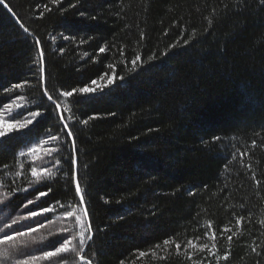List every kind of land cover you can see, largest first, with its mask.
I'll return each instance as SVG.
<instances>
[{"label":"trees","instance_id":"trees-1","mask_svg":"<svg viewBox=\"0 0 264 264\" xmlns=\"http://www.w3.org/2000/svg\"><path fill=\"white\" fill-rule=\"evenodd\" d=\"M5 3L17 19L0 4V89L26 82L22 103L41 111L29 125L35 135L57 133L62 123L69 124L77 147L76 179L92 224L85 255L93 264H264V0ZM102 46L106 51L98 53ZM40 49L42 84L34 63ZM153 54L155 59L148 60ZM136 55L142 66L140 61L132 66ZM103 72L123 80L107 85L105 76V87L94 95L74 92L61 98V121L44 88L89 86ZM18 94L17 89L0 92V99ZM87 117L93 118L85 125ZM217 136L221 139L213 140ZM2 139L8 143L0 163L8 168L0 169V208L7 209L0 214V233L19 227V221L11 228L6 224L45 200L69 202L79 210L73 173L63 159V171L47 197L36 200L34 193L43 185L29 186L24 179L27 161L48 159L44 150L51 140L20 156L23 141ZM61 139H66L63 133ZM234 149L247 154L242 160L237 155L224 169ZM241 215L240 225L232 223ZM209 221L217 230L215 255L186 248V240L203 236ZM63 223L64 218L56 219L17 241L35 238L24 251L43 248L65 235L58 231ZM226 223L232 227L231 244L229 233H219ZM170 237L181 243L179 253L175 243L163 244ZM255 245L261 246L260 256L252 252ZM229 248L228 260L222 259ZM141 251L147 255L141 257Z\"/></svg>","mask_w":264,"mask_h":264},{"label":"snow or ice","instance_id":"snow-or-ice-1","mask_svg":"<svg viewBox=\"0 0 264 264\" xmlns=\"http://www.w3.org/2000/svg\"><path fill=\"white\" fill-rule=\"evenodd\" d=\"M51 3L59 4L60 0H51ZM0 4H3L6 8L8 7L5 0H0ZM9 11H12V9L9 8ZM48 11H51V9H48ZM21 27H23V25H21ZM24 32L28 33L29 29L24 27ZM64 38L69 39L70 37ZM39 43L40 41L37 39L36 44L39 45ZM81 43H83V41H81ZM174 46L175 45H172V47ZM105 51L106 47L104 46L98 49V53H104ZM60 52L61 54L63 53V48L60 49ZM164 54L166 55L167 53L165 52ZM147 59H155V55L153 54ZM138 61L141 62V66L143 65L141 57L136 55L131 59L132 66L135 67ZM34 63L38 65L36 70L37 82L42 84L45 72L43 49L39 50L38 58L34 61ZM125 63H127V61ZM107 67L114 69L115 66L113 64H108ZM105 76H109V74L107 72H103L98 78L92 79L89 82V86H83L71 90L57 91L53 89L50 91L49 89L44 88L43 95L51 102L54 106L53 111H55L56 109L61 108V98L72 97L74 92L89 94L91 96L95 94L97 88L102 90L103 87H105V84L101 83V81ZM117 78L123 80V76L117 77L115 72H113V74L107 79L106 84L112 85ZM25 83L26 82H17L12 84L10 88L0 89V92H10L12 89L19 90L18 95H13L7 100L0 99V152L3 151L5 144L8 143V141L2 139L4 137H9L10 140L24 142V149L18 153L20 156L25 155V152L35 153L44 140H51L52 143L48 144L44 150V155H46L48 159L42 158L39 163H36L33 160L27 161L29 168L27 174L24 176V179L28 181L29 186L43 185V188L38 190V194L34 193V198L36 200H39L40 197H47L49 192H51L54 187L52 182L55 181L57 175L63 171L61 166V160L63 159V161L68 164L69 170L73 173L71 178L75 180L74 191L79 197L77 205L80 207L79 210H77V207H73L71 203H61L59 200L53 198L51 200H45L37 204L35 207L30 208L27 215H17L16 218L12 219L11 223L6 224V226L11 228L12 225L17 224L18 221L20 222V226L13 228L12 231L0 233V245L4 246L0 248V264H37L38 261H47L48 264H93V260L85 255V249L88 247V242L92 240V224L89 219L88 208L83 206L86 204V194L82 190L81 180L76 179L75 170L78 161L76 155V141L73 132L69 129V124L65 122L62 123L60 132H49L46 136L35 135L36 128H29V125H33L34 118L39 117L41 115V111L36 110L31 104L22 103L25 100ZM58 118L61 121H64L65 119L63 116H59ZM92 118L93 117L84 118L82 123L87 125L89 119ZM67 120L74 121V116H68ZM25 129H27V131H24ZM65 130L67 131L65 132ZM14 132L18 133V135L10 136V134ZM62 133L66 139H61ZM220 139L221 138L218 136L213 138V140ZM251 146L254 148L256 146V141H252ZM65 152L68 153L67 156H65ZM246 154L247 150L240 151L238 149H234L228 156L225 157L226 162L223 165V168L227 169L228 165L235 160L237 155H239L242 160L243 156ZM19 167L22 169L24 164L21 163ZM7 168L8 164L0 163V169ZM41 173L44 174L42 175ZM16 175L19 176L20 173L17 172ZM64 175L67 176L68 174L64 173ZM253 179H255V177H253ZM256 183L259 185L260 181L257 180ZM21 190L27 191L26 188ZM32 203L33 199L29 198L27 200V204ZM27 204L24 206L27 207ZM7 207L10 208L11 206L9 205ZM59 208H63L64 211L62 213H57V209ZM6 210V208H0V214ZM47 213H53L54 215H44ZM30 217L34 218L30 223H23V221L29 220ZM60 218H64V223L58 231L65 233L61 239L40 249L24 251V249L30 248V246L37 241L35 238L32 240L17 241V237H28L31 233L39 232V229L46 228L48 223H55V220ZM244 219V215L234 216L232 223L240 225ZM261 223L264 224V221H261ZM207 229L208 230L203 233V236H198L194 239H187L185 242L186 248L187 246H190L194 250L201 252L204 249H209V254L215 255L214 250L216 248L215 241L217 239V230L212 228L211 221L208 222ZM231 232L232 227L228 223L219 228L221 236L225 233H229L226 237L229 244H231L233 240ZM48 234L52 235L53 233L52 231H49ZM41 239H44V237H41ZM201 239H204L206 242L198 247L196 242ZM207 241L213 242L211 246L207 243ZM170 243H175V247L179 253L181 243L175 242V239L172 237L163 240V244L165 246ZM155 247L159 248L160 245L157 244ZM260 247V245L252 247V252H254L257 256L261 255V251H258V248ZM229 254L230 248L222 256V259L228 260ZM139 255L143 257L147 255V253L141 251ZM189 258L191 257L189 256ZM219 258L220 257L217 259ZM192 264H203V261L194 260ZM257 264H259V262H257Z\"/></svg>","mask_w":264,"mask_h":264},{"label":"water","instance_id":"water-1","mask_svg":"<svg viewBox=\"0 0 264 264\" xmlns=\"http://www.w3.org/2000/svg\"><path fill=\"white\" fill-rule=\"evenodd\" d=\"M2 5H3V4H2ZM3 6H4V5H3ZM4 7H5V6H4ZM5 9L9 12V14H10L15 20L17 19V18L15 17V15H14L11 11H9V8H8V7H7V8L5 7ZM58 112H59V115L62 116V111H61V109H58ZM83 206H85V205H83ZM92 237H93V235H92ZM90 241H91V240H90ZM90 241H89V242H90ZM89 242H88V243H89ZM85 251H86V249H85Z\"/></svg>","mask_w":264,"mask_h":264}]
</instances>
